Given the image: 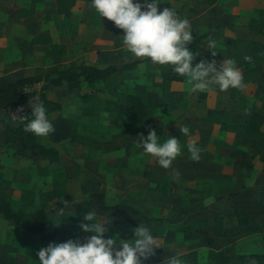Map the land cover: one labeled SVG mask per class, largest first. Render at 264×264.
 Segmentation results:
<instances>
[{"label":"rangeland","instance_id":"374dc122","mask_svg":"<svg viewBox=\"0 0 264 264\" xmlns=\"http://www.w3.org/2000/svg\"><path fill=\"white\" fill-rule=\"evenodd\" d=\"M133 2L143 3L144 0ZM178 3L175 10L181 18L190 21L193 35L208 34L204 41L189 48L198 53L193 64L202 59H214L219 66L225 60L228 47L236 53L235 61L242 60L245 55L239 44H225L226 35L244 40L264 39V0H210L207 3H201L200 0H179ZM165 7L173 8L168 0H161L158 9L163 10ZM23 25L30 26L26 38L22 34ZM122 35V29L115 27L107 18L100 17L91 6V0H73L63 8H59L55 0H41L32 6L29 5V0H0V44L11 43L13 52H21L22 61L25 53L24 60L32 65L29 69L35 77L42 78L40 68L52 65L87 62L101 66L136 59L125 50ZM210 41L215 44V56L212 55V49L208 48ZM34 52L39 53V56L30 55ZM141 63L146 67L141 69ZM261 63V69L255 73L246 69L250 66L248 62L238 65L243 73L245 87L229 88L226 92H221L218 86H212L206 92H191L187 77L163 81L160 70H171V67L154 65L147 59L135 63L130 70L118 71L104 80L94 82L91 89L79 81L53 90L51 93L54 96H59L64 89L72 93L77 91L84 99V112L94 115L87 123L99 117L100 124L107 128L101 132L102 135L109 134L108 145L113 143L112 147L102 149L101 143L95 147L90 145L91 142H75L72 154H67L74 156L68 160L70 172H75L80 157L122 149L120 155L128 157L125 166L134 168L133 172H129L134 180H138L147 191H168V196L162 194L157 198L159 205L170 199L172 209L178 203L176 200L180 197V192L187 191L189 201L204 195L200 205L210 195L215 200L213 207L209 208L207 204L205 208L199 206L192 214L195 216L199 211L211 215L216 207L227 209L233 202L251 210L252 192L264 185V142L243 133L234 125L241 123L250 114H256L264 120V90L261 88L264 85V59ZM41 84L42 80L27 81L22 84V91L30 92L28 98L34 96L35 99ZM134 89L145 96L150 107L148 127L144 131L121 134L117 125L115 126L120 115L113 106L122 105L119 100L122 91ZM29 114L32 115V107ZM10 124L12 128L16 127V124ZM182 126L189 128L188 135L180 132ZM109 127L113 132H108ZM149 129H154L157 133L158 143L166 142L168 137L180 141L181 155L172 162L170 168L160 166L155 157L145 154L143 148L138 146L139 135L147 137ZM193 141L202 149L198 162L190 158L187 148ZM19 146L23 147V144ZM64 161H67V157ZM116 177L119 179L120 174H116ZM57 184L54 189L56 194H64L62 183L59 181ZM75 216L69 218L75 219ZM107 216L100 215L98 218L105 220ZM190 216L191 214L188 215ZM50 217L51 215L49 219L52 222L53 217ZM185 219L187 217L173 223ZM67 226V223L60 226V235L66 236L69 231ZM194 227L200 231L199 234L205 232L200 225ZM19 238L21 244L9 245V251L2 252L0 264H24L23 249L31 247V242H26V238L32 237L20 234ZM234 238L235 242L229 246L239 248L237 245L242 243V237L236 235ZM184 253L185 249L180 247L170 257L176 256L185 264ZM156 256L160 258L155 253L146 262L155 264ZM197 256L199 253L196 258ZM209 261L211 259L208 257H201L198 264H209Z\"/></svg>","mask_w":264,"mask_h":264},{"label":"crops","instance_id":"0c3cea01","mask_svg":"<svg viewBox=\"0 0 264 264\" xmlns=\"http://www.w3.org/2000/svg\"><path fill=\"white\" fill-rule=\"evenodd\" d=\"M168 2L174 9L179 5V0H168ZM29 30L30 26L23 25L22 34L24 38H26ZM25 55L23 53L22 61L21 52L19 50L13 52L11 43L0 44V79L14 80L27 75L35 76L32 70L29 69L32 65H29L24 60ZM30 55L39 56V53L34 52ZM45 68H40L42 70L41 75H43ZM39 81H41V78ZM73 82L79 81L63 82L60 85L50 84L43 89L47 98L59 103L57 110L46 111L47 115L49 114L48 118L57 113L70 117L74 116L75 118H72L76 122L77 132L99 141L102 149L112 147L113 143L108 145L107 137L109 134L103 136L101 133L104 130L106 131L107 128L106 125L100 124L101 120L98 119L99 117H96V120L91 123H87L88 119L90 120L91 116L94 115L84 112V99L80 97L77 91L72 93L64 89L59 96H54L51 93L53 90L64 86V84ZM82 82L86 85L84 81ZM92 85L86 86L91 89ZM118 107L120 108L121 105H118ZM119 115L115 126L117 125V128L121 130L122 115L120 113ZM5 117L9 120L4 109L0 110V180L4 179L7 181L3 192L8 197L11 207L24 211L39 207L43 193L55 189L59 181L63 185L64 194L57 193L52 198L46 199L44 204L46 214L45 229L55 230V238L50 241L40 240L38 232L27 231L11 220L5 219L0 213V257L3 251H9V245L22 243L19 238L20 234L32 237L26 238V242H31V247L23 249L24 264H40L37 253L50 243H62L69 239H79L83 242L85 238L92 235L91 232H84L80 227L82 223H93L83 219L84 215L89 211L96 214L97 222H109V224L104 225L108 229L104 235L105 238L116 239L117 247H119L120 240L135 239L133 229L138 227L139 224L149 227L152 235L157 241L159 240L158 243L161 245L155 248V253L160 255V258L156 256L155 264H164V261L170 258V254L175 252L177 248L180 249V247L185 249V264H198L199 258H207L206 251L209 248L221 249L225 253L264 252V212L259 211L256 205V191L264 188V185L252 192L253 205L250 206L252 211L239 203L236 205V202H233L227 209L216 207L215 210H212L213 213L211 215L199 211L196 213L197 216H195L192 214L197 211L196 209L199 206L201 208H205V204L209 208L214 206L215 200L211 195L204 199L203 205H200L204 198L203 194L189 201L187 191L185 193L181 191L180 197L176 200L178 203L174 204V208L171 209L172 201L170 199H166L163 204L159 205L157 198L162 194L168 196V191L162 193L160 191H157L159 193L147 191L146 188L139 184L138 180H134L133 176L129 174V172L134 171V168L125 166L128 157L120 155L122 149H119L120 151L118 149H115L117 151L108 150L104 154L101 152L100 155L95 156L91 153L90 157H80L78 158L77 169L75 172H70L68 160L71 157L74 158V156L70 157L67 154H72L71 149L75 147V142L68 138L53 142L48 137L36 136L35 139L38 142L53 146L59 153L58 162L49 164L47 159L31 153L25 145L23 147L19 146L20 142H5L7 132L17 134L23 132V129L18 125H16V129L12 128L10 122H13L7 121ZM108 132H113V130L109 127ZM90 145L93 146L92 144ZM66 157L67 161H64V163L63 160ZM41 168H45V171H40ZM116 174H120L119 179H117ZM91 191H101L104 202L108 205H114V207L98 209L95 203L88 198V194ZM63 201H68L69 204L65 205ZM232 206H237L247 212L249 219L257 221L260 230L249 233L243 231L239 234L233 233L237 230L238 232L241 231L243 226L236 222L232 213ZM133 208L138 210L141 215L133 211ZM108 213L110 215L107 216L106 214ZM190 214L191 216L188 217ZM50 215L53 217L52 222L49 219ZM100 215L107 216V219L100 220L98 218ZM73 216H75V219L69 218ZM214 216L221 217L222 226L231 234L225 236L213 235L206 226H202L205 230L203 234H199L200 231L194 227L193 231L197 235L192 238H183L176 229L179 223L193 219L204 220L206 224H211ZM64 217H67V219H64ZM185 217H187L185 221L176 223V220L184 219ZM189 218L190 220H188ZM173 221H176V224ZM66 223L69 231L66 236L60 235L59 228L60 226H65ZM236 235L241 236L243 241L237 245L239 248H230L229 244L232 245L235 242L236 238L234 237ZM207 237H212V244L207 242ZM190 250H195L196 254L199 253V256L195 257L194 262H189L186 259V254ZM210 262L214 264L212 260L209 261V264ZM142 264H150V262L143 260Z\"/></svg>","mask_w":264,"mask_h":264},{"label":"clouds","instance_id":"9594fccd","mask_svg":"<svg viewBox=\"0 0 264 264\" xmlns=\"http://www.w3.org/2000/svg\"><path fill=\"white\" fill-rule=\"evenodd\" d=\"M159 3L161 0H144L143 3L133 0H91V6L100 17L107 18L115 27L123 30L122 43L127 52L137 59L150 60L154 65L170 66L177 75L187 77L191 92H206L212 86H218L221 92L229 88L243 89V73L235 60H223L219 66L214 59H202L193 64L198 53L188 47L194 39L190 21L181 18L172 7L159 10ZM214 47V42L210 41L208 48L212 49L213 56L216 55ZM244 59L251 61L250 56ZM139 67L143 69L146 65L141 63ZM31 107L34 118L26 124L25 131L38 137L53 133L55 127L45 107L42 104ZM21 111L23 108L17 109V112ZM180 132L188 135L189 128L182 126ZM157 136L154 129H149L147 137L139 135L137 144L145 154L155 157L160 166L168 169L181 155V144L174 137L158 143ZM187 148L190 158L198 162L202 149L195 141L188 144ZM63 202L69 204L68 201ZM83 219L93 222L80 225L84 232H91L92 235L83 242L69 239L41 248L37 253L40 264H142V260L155 255V248L161 246L149 227L139 224L133 229L135 239L120 240L117 247L116 239L105 238L104 235L108 231L104 225L109 222H97L96 214L92 211L87 212ZM164 264L182 262L173 256L165 260Z\"/></svg>","mask_w":264,"mask_h":264},{"label":"trees","instance_id":"16d2710c","mask_svg":"<svg viewBox=\"0 0 264 264\" xmlns=\"http://www.w3.org/2000/svg\"><path fill=\"white\" fill-rule=\"evenodd\" d=\"M41 0H29V5L32 6ZM59 8H63L65 4H68L73 0H55ZM210 0H200V2L207 3ZM208 34L198 33L193 35V42L188 45L189 48H194L197 43L204 41ZM225 44L240 46L245 56H250L251 61H246L244 58L236 62V66L250 63V66L246 69L248 72L255 73L261 69L262 61L264 59V39H250L244 40L237 36L226 35L224 37ZM236 53L228 47L225 55V60L235 58ZM236 60V59H235ZM140 59H133L122 63H109L103 66H97L91 63L81 62L74 65L65 66H47L42 75V84L39 87L38 99L46 111H53L59 108V103L47 98L43 89L50 85H60L63 82L71 81H84L86 85H92L95 81H101L109 77L111 74L118 71L130 70L135 63ZM160 75L163 81L167 80H182L183 76L177 75L170 69L160 70ZM31 80L39 81L40 78L27 75L14 80L0 79V110L5 108L10 103L20 102L26 100L30 92H23L20 90V86ZM264 90V85H261ZM121 107L119 108L114 104L113 109L122 115V127L121 134H128L133 132H140L146 130L150 119V107L146 101L145 96L138 92L136 89L122 91L120 93ZM264 108V101L262 102ZM33 115H29L25 122L20 126L23 129L22 133H9L5 135V142L18 141L21 144L27 146L33 154H38L41 157L47 159L49 164L58 162L59 153L50 145H44L35 139V135L25 131L26 124L33 119ZM49 120L53 123L55 131L49 134L47 137L49 140L55 142L63 138H68L73 142L86 143L91 142L93 146L98 147L99 141L89 137L87 135L80 134L76 130V122L70 116L62 114H55L49 117ZM243 133L264 142V120L256 114H250L241 123L234 125ZM40 171H45V168H41ZM7 181L0 180V213L5 219L11 220L21 228L30 231L38 232L39 238L42 241H50L55 238L54 229H45V210L44 204L46 199L52 198L56 195V191L50 190L43 193L39 207L24 211L20 209H13L9 203L8 197L3 192ZM88 198L92 200L98 209L113 208L114 205H108L104 202L103 193L101 191H91L88 194ZM256 205L257 209L264 212V188L256 191ZM139 215L141 213L132 209ZM232 213L236 222L242 225L241 231L249 233L260 230V226L256 220L249 219L247 212L243 209L232 206ZM195 225L206 226L211 234L217 236L229 235V233L223 226L220 216H214L211 224H206L204 220L193 219L188 222L179 223L176 229L181 233L183 238H192L197 235L193 231ZM238 232V231H236ZM233 232V233H236ZM209 244L213 243L212 237H207ZM206 255L213 261L214 264H264V252H236L225 253L221 249L209 248L206 251ZM196 257V251L190 250L186 254V259L189 262H194Z\"/></svg>","mask_w":264,"mask_h":264},{"label":"built area","instance_id":"2783aa9c","mask_svg":"<svg viewBox=\"0 0 264 264\" xmlns=\"http://www.w3.org/2000/svg\"><path fill=\"white\" fill-rule=\"evenodd\" d=\"M20 90H23V85L20 87ZM38 104H40L38 96L35 99L33 96L32 98H28L24 101L10 103L3 109L8 118L13 122V124L22 125L25 122L26 118L30 115L29 112L31 109V105L35 106ZM18 108H23V111L17 112Z\"/></svg>","mask_w":264,"mask_h":264}]
</instances>
